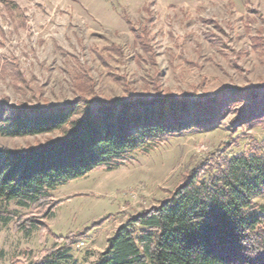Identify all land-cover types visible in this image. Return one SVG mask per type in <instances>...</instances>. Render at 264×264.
<instances>
[{
    "label": "rangeland",
    "instance_id": "1",
    "mask_svg": "<svg viewBox=\"0 0 264 264\" xmlns=\"http://www.w3.org/2000/svg\"><path fill=\"white\" fill-rule=\"evenodd\" d=\"M15 2L12 11L0 2V103L46 105L81 95L156 93L198 100L229 84L261 85L256 91L264 94V0ZM82 75L92 81L86 93ZM247 102L244 95L227 103L212 128L171 136L136 150L116 169L96 168L51 189L63 200L43 228L30 233L16 228L27 208L14 200L0 202L13 214L8 223L0 221V264H31L56 243V235L85 229L73 257L79 264L96 260L120 224L168 196L222 142L235 137L227 151L232 155L249 149L251 135L263 136L258 127L231 133L233 117ZM60 135V130L0 135V146L26 150ZM255 200L264 205V196Z\"/></svg>",
    "mask_w": 264,
    "mask_h": 264
},
{
    "label": "trees",
    "instance_id": "2",
    "mask_svg": "<svg viewBox=\"0 0 264 264\" xmlns=\"http://www.w3.org/2000/svg\"><path fill=\"white\" fill-rule=\"evenodd\" d=\"M0 2L10 11L17 6L15 0ZM82 79L80 90L86 93L92 81ZM256 87L262 86L229 84L198 100L165 93L107 99L81 95L46 105L3 100L1 136L55 130L61 135L26 150L0 146V202L14 200L27 208L16 228L26 233L43 228L63 200L51 189L96 168L116 169L136 150L171 136L212 128L227 103L245 95L249 102L233 117L231 133L258 127L263 136L251 135L249 149L232 155L227 151L235 137L222 142L168 196L120 224L99 257L86 264H264V205L255 200L264 196V94H257ZM226 96L231 101L222 99ZM12 217L0 206V221ZM86 232L56 235V243L31 264H79L72 250Z\"/></svg>",
    "mask_w": 264,
    "mask_h": 264
},
{
    "label": "built area",
    "instance_id": "3",
    "mask_svg": "<svg viewBox=\"0 0 264 264\" xmlns=\"http://www.w3.org/2000/svg\"><path fill=\"white\" fill-rule=\"evenodd\" d=\"M82 244H83V242H80V243L77 244V246H80V245H82Z\"/></svg>",
    "mask_w": 264,
    "mask_h": 264
}]
</instances>
